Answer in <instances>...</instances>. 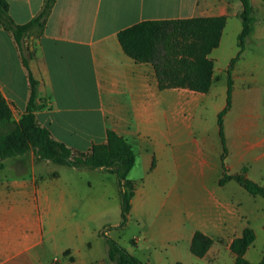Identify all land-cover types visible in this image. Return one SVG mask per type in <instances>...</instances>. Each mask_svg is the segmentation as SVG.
I'll return each instance as SVG.
<instances>
[{
  "label": "crops",
  "instance_id": "1",
  "mask_svg": "<svg viewBox=\"0 0 264 264\" xmlns=\"http://www.w3.org/2000/svg\"><path fill=\"white\" fill-rule=\"evenodd\" d=\"M6 1L17 25L31 21L45 2ZM250 2L253 31L240 54V0H54L41 33L31 37L36 49L23 43L28 70L0 24V92L17 119L29 102L30 73L42 106L35 118L53 140L86 153L104 144L110 130L130 146L128 223L135 221L138 230L124 249L142 264H234L231 244L247 228L255 239L244 259L258 264L264 255V199L233 180L220 183L218 115L227 105L226 71L238 54L230 74L231 109L223 118V163L228 175L248 167L246 177L257 184L264 174V0ZM219 17L225 25L208 56L213 83L206 93L160 89L153 66L136 63L117 38L143 21ZM3 164L0 264L106 262L97 258L95 245L101 248L97 234L108 193L74 180L72 172L108 171L56 165L33 152ZM196 234L211 240L203 256L191 251Z\"/></svg>",
  "mask_w": 264,
  "mask_h": 264
},
{
  "label": "trees",
  "instance_id": "2",
  "mask_svg": "<svg viewBox=\"0 0 264 264\" xmlns=\"http://www.w3.org/2000/svg\"><path fill=\"white\" fill-rule=\"evenodd\" d=\"M54 0H45L41 11L28 23L17 25L9 15V4L0 0V24L14 39L24 67L28 70V62L22 54L21 40L34 30L42 31ZM242 6V31L238 37L239 54L244 50L245 43L253 31L254 13L250 0H240ZM225 18H198L183 20L143 21L121 30L118 41L126 55L136 63H150L154 70L160 89L187 88L206 93L213 83V61L208 58L213 49L219 45ZM239 54L231 60L227 73V105L218 115L219 133L222 139L223 176L220 183L235 181L252 196L264 199V187L249 180L243 173L228 175L223 160L227 155L223 133V118L230 106L231 70L239 58ZM30 97L25 112L18 121H13L11 109L0 92V124H8L13 128L5 135H0V169L4 160L23 156L32 151L37 159L50 161L56 165L76 169H104L114 175L120 195V210L124 226L128 220L130 200L134 193L133 183L127 175L134 164V154L128 143L115 132L108 130L104 144H94L86 152H75L65 144L51 138L49 131L41 127L35 118V111L42 108L36 101L41 100L36 88L37 83L28 74ZM106 246L107 258L110 262L120 264H142L129 254L118 242L102 235ZM206 244L201 246V242ZM254 241L251 229H245L242 237L231 244L235 254L234 264H252L244 259L245 251ZM132 242V241H131ZM211 240L196 234L191 251L196 256H203ZM258 264H264V255Z\"/></svg>",
  "mask_w": 264,
  "mask_h": 264
},
{
  "label": "rangeland",
  "instance_id": "3",
  "mask_svg": "<svg viewBox=\"0 0 264 264\" xmlns=\"http://www.w3.org/2000/svg\"><path fill=\"white\" fill-rule=\"evenodd\" d=\"M41 33L39 29L34 30L31 34H29L27 37L21 40L22 44L26 43L27 47L30 49H36V45L34 42V39L31 37L38 36ZM24 47V44H23ZM262 102L264 103V96L262 98ZM9 105V104H8ZM10 107V106H9ZM11 112H12V119L13 121H18L16 114L14 116L12 108L10 107ZM231 109V105L229 106L228 111ZM226 112V114L228 113ZM231 117L233 120H237L238 118V110L234 109L231 111ZM252 112V111H251ZM225 114V115H226ZM246 121H252L253 119L251 117L246 116L245 117ZM13 127L8 124H0V135H5L6 133L10 132ZM32 151H30L31 153ZM35 155V154H34ZM58 167V166H55ZM0 169V174L3 173L2 169ZM66 169V168H64ZM244 175L247 176V170L248 167H245L243 169ZM243 170L241 173H243ZM29 172V169H27ZM25 172V171H22ZM71 173V172H70ZM240 173V174H241ZM13 174V173H12ZM10 174V175H12ZM5 175V174H3ZM73 179L80 182V183H86L87 181H91L92 183H96L97 186L101 188L103 193H108V207L106 213L103 215L102 220H101V229L98 231V236L101 237L104 233L103 232H109V236L111 239L117 241L120 246L125 248L126 245H128V239L131 238L132 235L136 234L137 232V226L135 224V221H130L128 223V220L124 226H121L122 223V217H121V212H120V196H119V190H118V185H117V180L116 177L112 174H107V173H99V172H88L87 174H81V173H75L72 172ZM260 186L264 187V174L262 175V179L258 183ZM263 201V200H262ZM116 226V227H113ZM103 233V234H101ZM107 236V235H106ZM102 238V237H101ZM255 239V237H254ZM101 242V248H97V253L96 256L97 258H101L103 256L106 259V262L102 264H120L116 262H110L107 258V252H106V246L104 243V239L100 240ZM206 244L205 241L201 242V246H204ZM102 253V255L100 254Z\"/></svg>",
  "mask_w": 264,
  "mask_h": 264
}]
</instances>
